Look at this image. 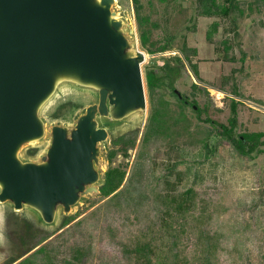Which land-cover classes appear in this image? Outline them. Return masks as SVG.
Here are the masks:
<instances>
[{
  "label": "rangeland",
  "instance_id": "1",
  "mask_svg": "<svg viewBox=\"0 0 264 264\" xmlns=\"http://www.w3.org/2000/svg\"><path fill=\"white\" fill-rule=\"evenodd\" d=\"M138 1L113 5L145 53L146 109L108 123L99 155L98 189L113 169L120 184L50 225L0 203V264H264V0ZM140 19L147 44L167 49L147 52ZM96 100L62 86L40 111L45 135L19 156L39 160L50 126ZM222 125L257 146L239 153Z\"/></svg>",
  "mask_w": 264,
  "mask_h": 264
},
{
  "label": "water",
  "instance_id": "2",
  "mask_svg": "<svg viewBox=\"0 0 264 264\" xmlns=\"http://www.w3.org/2000/svg\"><path fill=\"white\" fill-rule=\"evenodd\" d=\"M114 3L0 0V203L33 210L46 225L99 193L108 123L146 109L145 53ZM64 85L97 100L73 124L50 126L39 160L22 159L21 146L46 133L42 107Z\"/></svg>",
  "mask_w": 264,
  "mask_h": 264
},
{
  "label": "trees",
  "instance_id": "3",
  "mask_svg": "<svg viewBox=\"0 0 264 264\" xmlns=\"http://www.w3.org/2000/svg\"><path fill=\"white\" fill-rule=\"evenodd\" d=\"M134 6L137 8L139 1L138 0H132ZM230 6L226 5V6H222V9L220 11H222L223 13H226L227 11H229ZM141 19L138 21V27L140 28V24L141 23ZM139 40L141 45L147 50L148 53H153L155 51H161V50H165L168 48L167 45L164 46H160L159 48H152V46H149L147 44L148 41V32L146 30H142L140 28L139 31ZM154 74L151 72H146V84L148 86V88H152V86L154 85ZM230 124H233V119L230 120ZM223 126V131H222V135L227 138L232 145L234 146V148L241 154H248L250 151H252L255 146H257L255 144H247L246 140H245V136L244 134H241L239 136H237L236 138L232 137L230 132L231 130H229L226 126ZM261 135V133L259 134ZM260 137V136H259ZM247 145V148H246ZM122 173L117 171V170H109L106 173V178H105V182L101 185L99 192L105 194V195H109L111 192L115 191V189H117V186L120 184L121 179H122ZM185 193V192H184ZM65 217V216H64ZM67 218H63V221H65ZM32 248L26 250L24 253H22L20 256H18L16 259L11 260L12 262L16 261L17 259L21 258L22 256H25L27 253H29L31 251ZM24 261V260H23Z\"/></svg>",
  "mask_w": 264,
  "mask_h": 264
}]
</instances>
